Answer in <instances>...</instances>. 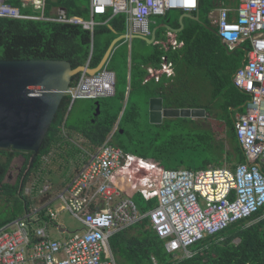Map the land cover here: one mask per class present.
<instances>
[{
    "label": "built area",
    "instance_id": "2783aa9c",
    "mask_svg": "<svg viewBox=\"0 0 264 264\" xmlns=\"http://www.w3.org/2000/svg\"><path fill=\"white\" fill-rule=\"evenodd\" d=\"M21 2L39 11L46 4V0ZM199 8L200 0H91V21L68 17L63 9L52 20L80 26L93 36L98 25L94 16L126 14L128 36L151 37L157 18L166 20L173 11L195 13ZM213 13L227 49L249 45L233 77L235 87L249 97L235 125L247 161L234 169H166L114 145L111 134L86 152L77 173L61 187L49 181L26 186L30 206L0 228V264H118L111 239L147 218L169 254L191 258L192 246L264 208V0H229ZM0 18L49 20L22 14L6 0H0ZM170 44L180 46L175 38ZM84 67L66 91L70 108L78 99L115 94L113 72L103 68L90 75L91 55ZM165 71L172 74V64L150 69L149 78L158 81ZM136 194L156 201L154 207L143 212ZM61 212H68L82 228L70 232L58 221ZM51 226L65 237L54 239Z\"/></svg>",
    "mask_w": 264,
    "mask_h": 264
},
{
    "label": "trees",
    "instance_id": "16d2710c",
    "mask_svg": "<svg viewBox=\"0 0 264 264\" xmlns=\"http://www.w3.org/2000/svg\"><path fill=\"white\" fill-rule=\"evenodd\" d=\"M6 1L18 7L22 14H39L38 11L32 12L31 9L23 7L21 0ZM204 2L200 0L199 11L194 13V17H199V20L184 18L183 29L177 33L178 41L183 43L181 48L174 49L170 45L167 51L158 49L155 54L143 56L142 60H138L132 54L130 62L126 55L122 64V75L131 87L148 89L152 86L147 101L153 96L161 97L165 108L205 109L207 118L215 116L217 124L223 125L219 128L227 135L230 146L228 150L224 140L216 139L213 129L201 128L199 122L194 119H167L157 126L150 125L147 120L142 125L139 122L141 114L137 105L128 104L131 93L123 112L126 91L118 93L116 90L115 95L118 96L120 104L116 112L106 98H101L100 115L95 118L90 114V118L95 122L90 119L77 126L68 122L72 112L69 111L71 100L65 96L34 160L31 172L39 170L44 158L53 152L56 145L62 147V143H69L62 135L64 130L84 138L88 150L102 145L116 128L121 112L123 113L115 135L124 130L127 143L135 142L134 149H131L133 154L157 162L166 169H179L184 160H189L192 156L191 160L199 165L195 169L188 168L191 170H206L211 166L224 167L227 166L226 162L234 161L231 167L228 166L232 169L245 163L247 160L237 137L235 125L237 114L245 113L244 105L249 97L235 87L233 76L239 66H242L249 45L244 43L235 51L227 49L209 15L217 5H227L229 1L209 0L208 7L204 6ZM54 8L65 10L69 17L90 19V0H47L46 16L50 17ZM203 9L205 16L201 17L200 12ZM97 17L100 24L94 30V53L91 60L93 68L99 65L111 43L126 33V15H119L111 20L109 15ZM165 19L163 24H168L171 29L182 28L179 18L172 20L168 15ZM161 31L163 34L166 29L162 28ZM157 34L158 32L156 40ZM121 43L123 41L119 44ZM90 46L91 33L80 26L54 21L0 18V60H63L71 63L73 69H76L85 66L89 60ZM163 57H167L168 62L172 64L174 75L170 77L163 75L159 82L152 79L144 85V80L149 75L147 67L161 68ZM113 59L114 56L107 68L115 72L111 64ZM116 76L117 81L122 77L117 74ZM76 82L73 80L71 85ZM91 110L96 112L94 103L82 112L87 113ZM221 110L222 114L219 116ZM188 121H192L195 129L201 130L199 140L188 139L192 133L188 130L190 129ZM127 126L130 131L125 129ZM152 126L157 130L155 131ZM0 152L3 173L9 170L12 161L19 154H23L26 159L19 180L0 187V214L4 210L8 211V215L0 219L2 228L21 216L31 204L23 194L32 174L30 172L26 177L22 176L28 169L33 153L12 148L0 149ZM66 153V164L69 166L68 158L74 155L76 158V154L68 151ZM134 197L139 206L142 202L147 204L145 208L140 206L143 212L153 208L156 203L154 200L146 201L140 194ZM111 247L118 264H264V208L249 219L239 221L219 234L192 246L191 258L180 256L177 260L176 257L179 256L169 254L165 242L158 237L148 218L117 233L111 239Z\"/></svg>",
    "mask_w": 264,
    "mask_h": 264
},
{
    "label": "water",
    "instance_id": "95a60500",
    "mask_svg": "<svg viewBox=\"0 0 264 264\" xmlns=\"http://www.w3.org/2000/svg\"><path fill=\"white\" fill-rule=\"evenodd\" d=\"M199 20L193 15L180 18ZM169 28L167 24L160 28ZM140 38L149 44L155 42V32L151 39ZM128 35L116 38L110 45L102 61L96 68L89 69L90 75L103 69L116 47ZM84 66L73 69L71 63L63 60H0V149H14L33 153V164L51 128L66 91L73 80H77ZM94 117L100 115V102H95ZM205 109L165 108L162 98H152L149 102V120L161 124L164 118L200 119L206 118ZM123 133V130H121Z\"/></svg>",
    "mask_w": 264,
    "mask_h": 264
},
{
    "label": "rangeland",
    "instance_id": "374dc122",
    "mask_svg": "<svg viewBox=\"0 0 264 264\" xmlns=\"http://www.w3.org/2000/svg\"><path fill=\"white\" fill-rule=\"evenodd\" d=\"M204 6L208 7V3L209 0H204ZM205 9V8H204ZM202 10L200 12L201 17L205 16L204 12L205 10ZM31 11L33 12L34 10L31 9ZM185 15L188 13H184ZM182 16V12L181 11H173L170 15L169 18L174 20L176 18H180ZM210 19L212 20V24L215 26V21H216V14L213 13V11L210 13L209 15ZM164 19L157 18L156 22L158 23L157 26L162 25ZM95 22L100 24L99 22V18L97 17L95 19ZM162 28L158 29V36L157 39L158 41H160L161 43L165 44L168 41L167 38V32L168 30L165 31V33L162 34L161 31ZM166 39H165V38ZM172 37V35H171ZM174 37V36H173ZM151 37H149L148 39H151ZM164 38V39H163ZM174 38H172L170 41H172ZM162 44V45H163ZM160 49L159 46H156L155 44H149L148 42L140 39V38H133V39H125L123 41V43L119 44L115 50V52L113 53L112 57L114 56L113 61L111 62L112 66L115 69V73L117 75H121L122 77L117 81V85H116V90L118 91V93H123L124 91H126V99H125V104L127 105V101H128V97L131 93V98L128 102V104L131 105V103H135L138 107V111L141 114V118L139 120V122L143 125L146 123V121L148 120L150 125H155L157 126V124L155 123H151L149 121L148 115H149V102L147 101V98L150 95V91L152 90V86H150V88L145 89V88H136V87H131L129 85V82H126L122 73H123V62H124V58L127 55L128 57V61L130 62L131 56L132 54L134 55V57H136L138 60H142L143 56H150L152 54H155L156 51ZM111 57V59H112ZM110 59V61H111ZM110 61L107 65V67L110 64ZM240 67V66H239ZM118 96L114 95L111 97L106 98V100H108V102H110L114 107V112H116L119 107V100L117 99ZM207 98V97H205ZM105 99V98H104ZM150 99V98H149ZM97 100L94 99H78L76 100L71 108L69 109L72 110L71 115L69 117V124L71 125H82V123H84L86 120H90V114L94 115L95 111H90L87 113H83L82 110L85 109L86 107L90 106L92 103L95 104ZM122 113L120 114V117L118 119V122L121 120V116ZM241 113V112H239ZM222 114V110L220 112L221 116ZM238 115V114H237ZM93 120V119H91ZM165 121V120H164ZM189 122V128L188 130H190V132H192L190 134V136H188V139L190 140H199V135H201L202 133H200L201 130L199 129H195L193 127V125L191 124L192 121H188ZM196 122H199V125H201V128H211L214 130L215 135H216V139L217 140H224L226 142V148L227 150L230 148V146H228V138L227 135L224 131H222L219 126L223 127V125H218L217 124V120L215 118V116H211L208 118H202V119H197ZM155 126H152V128H154V130L156 131L157 128ZM132 128V126H130ZM125 129L127 131H130V129L127 127H125ZM134 132V130H131ZM63 137L65 138V140H67L69 143H62L63 146L59 147L56 145V148L53 150V152H51V154L47 157L44 158L42 165L40 166L39 170H37V172L32 173V175L30 176L26 186L31 187V185L35 184L36 185H40L46 181L51 182L56 188L61 187L62 185H64V182H68L70 180V178H72L77 171L79 170V167L81 166L82 160L84 159V157L86 156V152L87 147H86V141L84 138L80 137L79 135L73 133V134H69V132L67 130H64L62 133ZM138 138V135L135 136V139ZM112 143L114 145H122L124 147H128V148H124L122 147L125 151L127 152H131V149H134L135 147V142L134 144H128L124 134L123 133H118L117 135H113L112 136ZM77 148V150L75 149ZM68 153H75L76 154V158L75 155L72 158H68V160H70V162L68 163L69 166H67L66 164V156H67V152ZM60 155H63V157H61ZM191 159H193V156L189 159V160H184V162L181 164V168H191V169H195L199 163H197L196 161H192ZM21 162V158L16 157L14 159V166H18L19 163ZM235 163L233 162H226L225 165L231 167L232 164ZM15 167L12 168V170L15 172ZM212 167V166H211ZM211 167H207L208 169ZM206 168V169H207ZM221 168V167H220ZM234 169V168H232ZM14 183V181H11L10 183ZM66 182V183H67ZM65 183V184H66ZM26 188L24 189V194L23 196H26ZM141 207H147V204L145 202L140 203ZM56 209L60 208V204L57 203L55 205ZM4 215H8V211L4 210V212L2 214H0V219H2L4 217ZM59 222H62L67 229L70 232H76L78 230H80L82 228L80 222H78L76 219H74L68 212H61L58 218ZM51 231V235L54 239H63L64 237H62V235H59V233L53 228H50ZM177 260L180 259L179 257H176Z\"/></svg>",
    "mask_w": 264,
    "mask_h": 264
},
{
    "label": "crops",
    "instance_id": "0c3cea01",
    "mask_svg": "<svg viewBox=\"0 0 264 264\" xmlns=\"http://www.w3.org/2000/svg\"><path fill=\"white\" fill-rule=\"evenodd\" d=\"M229 1V0H228ZM46 2H47V0H46ZM229 3V2H228ZM22 5H23V7H25V8H29V9H33L34 11H38L39 12V14H37V15H34V14H26V15H30V16H34V17H41L42 15H44V17L45 18H48L49 20H39V21H53L52 19L53 18H56V16H57V14H58V11H59V9H61V8H54L53 10H52V12H51V16L50 17H48V16H46V14H45V11H46V4H45V8H44V10H42V11H39V10H37V9H34V8H32V7H30V6H28V5H24L23 3H22ZM222 6H226V5H222ZM182 13H185V12H183V11H181ZM24 14V13H23ZM171 14V13H170ZM169 14V15H170ZM68 15V14H67ZM109 15V20H111L112 18H114V17H116V16H119V15H126V14H119V15H116V16H114V17H112V15H111V13H109L108 14ZM108 15H96V16H94V21H95V18L97 17V16H108ZM185 15V14H184ZM183 14H182V16H184ZM186 15H193L194 16V12L193 13H188V14H186ZM181 16V17H182ZM69 17V16H68ZM70 17H79V16H70ZM180 17V18H181ZM79 18H81V17H79ZM180 18H179V22H180ZM83 19V18H82ZM33 20H37V19H33ZM84 20H86V19H84ZM92 20V15H91V0H90V19H88V20H86V21H91ZM184 20V19H183ZM54 22H57V21H54ZM59 23V22H58ZM168 25V24H167ZM158 27V26H157ZM160 28H163V27H160ZM160 28H158V29H160ZM157 29V30H158ZM164 29H166V30H168V32H167V38H168V41L165 43V44H163V43H161L160 41H158V40H156V32H157V30L155 31V42L153 43V44H155L156 46H159L160 47V49L161 50H163V49H165L166 51L168 50V47L171 45L170 44V40L172 39V38H175L176 40H177V42L180 44V46L179 47H176V48H181L182 46H183V43L182 42H180V41H178V39H177V30H173V29H171L170 27L169 28H164ZM172 34V37H171V35L170 34ZM124 35H127V15H126V33L124 34ZM122 36V35H121ZM174 36V37H173ZM119 37V36H118ZM117 37V38H118ZM131 39H133L132 37H130ZM147 38H149V37H147ZM125 40V39H124ZM124 40H122V41H124ZM122 41H120V42H122ZM119 42V43H120ZM118 43V44H119ZM158 43V44H157ZM118 44L116 45V47H115V49H114V51H113V53L115 52V50H116V48H117V46H118ZM163 44V45H162ZM92 45H93V49H92ZM172 46V45H171ZM173 47V46H172ZM175 49V48H174ZM93 53H94V34H93V36L91 35V46H90V55H91V60H92V57H93ZM113 53H112V55H113ZM90 55H89V58H90ZM112 55H111V57H112ZM111 57H110V59H111ZM163 58H166L165 59V62H164V60H163ZM162 58V64H161V68H155V67H153V66H148L147 67V71L149 72V70L150 69H154V70H162L163 68H164V66L165 65H167V64H171V63H169L168 62V58L167 57H163ZM110 59H109V61H110ZM102 61V60H101ZM109 61H108V63H109ZM88 62V61H87ZM100 64V63H99ZM108 65V64H107ZM107 65L104 67V68H106V69H108L107 68ZM98 67V66H97ZM241 67V66H240ZM91 68H93L92 66H91ZM96 68V67H95ZM109 70V69H108ZM111 71V70H110ZM111 72H113L114 74H115V77H116V85H117V76H116V73L114 72V71H111ZM172 74H167L166 73V71L164 72V73H161L160 74V76H159V80H160V78L163 76V75H168V77H170V76H172V75H174V69H173V66H172ZM234 77V76H233ZM146 79H148V81L146 82L145 80ZM146 79L144 80V85L146 84V83H148L149 81L151 82V80L152 79H150L149 78V75L146 77ZM159 80L157 81L156 79H155V81L156 82H159ZM116 85H115V94H116ZM114 94V95H115ZM113 95V96H114ZM152 98H161V97H156V96H153V97H150V99H152ZM150 99H148V102H150ZM163 99V98H162ZM163 104H164V100H163ZM165 107V106H164ZM125 109H126V104L124 105V108H123V112L125 111ZM207 115V114H206ZM148 118H149V115H148ZM207 118V117H206ZM167 119H178V118H164L163 119V121H162V123L164 122V120H167ZM200 119H202V118H200ZM194 120H197V119H194ZM150 121V120H149ZM119 123H120V121L119 122H117V124H116V128H118V125H119ZM161 123V124H162ZM157 125H160V124H157ZM115 128V129H116ZM114 129V130H115ZM120 133H121V131H120ZM123 133H124V130H123ZM112 136L115 134V132L113 131L112 133ZM110 134V135H111ZM109 135V136H110ZM109 136H108V138H109ZM107 138V139H108ZM122 148V147H121ZM88 150V149H87ZM157 163V162H156ZM224 167H228V166H224ZM211 168H216V167H211ZM229 168V167H228ZM179 169H181V168H179ZM184 169H188V168H184ZM210 169V168H209ZM191 170V169H190ZM52 227V226H51ZM50 227V228H51ZM55 229V228H54ZM56 230V229H55ZM57 231V230H56ZM51 232V231H50ZM59 233V232H58ZM59 235H62V234H60L59 233ZM62 237H63V235H62ZM115 256V255H114Z\"/></svg>",
    "mask_w": 264,
    "mask_h": 264
},
{
    "label": "flooded vegetation",
    "instance_id": "af4514ba",
    "mask_svg": "<svg viewBox=\"0 0 264 264\" xmlns=\"http://www.w3.org/2000/svg\"><path fill=\"white\" fill-rule=\"evenodd\" d=\"M92 121H93V123L95 122L94 120H92ZM26 153H29V152H26ZM17 157L21 158V162L19 163V165L15 167L13 164V162H14V160H13L9 170L6 173L2 172V168H1V164H0V187L3 184L10 183L11 181H14V183H16L19 180L20 175L22 174L23 167L26 163V159H25V156L23 154H19ZM31 159H32V157H31ZM4 160H5V157H4ZM0 162H1V160H0ZM30 164H31V160H30V163L28 165L27 171L24 172L22 177H26L31 172L33 164L32 165H30ZM14 167H15V172L12 170V168H14ZM31 174H32V172H31ZM22 179H24V178H22Z\"/></svg>",
    "mask_w": 264,
    "mask_h": 264
},
{
    "label": "clouds",
    "instance_id": "9594fccd",
    "mask_svg": "<svg viewBox=\"0 0 264 264\" xmlns=\"http://www.w3.org/2000/svg\"><path fill=\"white\" fill-rule=\"evenodd\" d=\"M94 100H98L99 101V99H94ZM147 159V158H146ZM149 160V159H148Z\"/></svg>",
    "mask_w": 264,
    "mask_h": 264
}]
</instances>
